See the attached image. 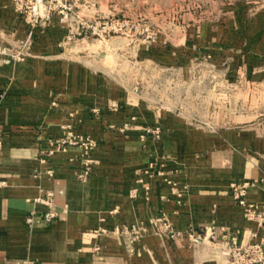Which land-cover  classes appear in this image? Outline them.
<instances>
[{
	"label": "crops",
	"instance_id": "obj_1",
	"mask_svg": "<svg viewBox=\"0 0 264 264\" xmlns=\"http://www.w3.org/2000/svg\"><path fill=\"white\" fill-rule=\"evenodd\" d=\"M29 31L17 0H0V44L7 48L0 53V264H226L232 238L264 239V227L246 218L233 189L253 181L247 198L264 210V126L254 118L239 126L231 117L217 122L232 124L207 129L161 110L136 85L141 81L117 79L64 45L67 29L56 16L34 29L28 52L14 59ZM260 36L264 41V21ZM254 74L246 71L248 88ZM158 123L159 137L145 131ZM64 125L98 142L86 175L82 147L52 144ZM152 162L165 173L150 170ZM50 193L51 204L38 199ZM49 210L55 218L46 222ZM159 214L183 231L215 226L219 241L160 236L152 223ZM123 224L148 232L131 246L115 232Z\"/></svg>",
	"mask_w": 264,
	"mask_h": 264
},
{
	"label": "rangeland",
	"instance_id": "obj_2",
	"mask_svg": "<svg viewBox=\"0 0 264 264\" xmlns=\"http://www.w3.org/2000/svg\"><path fill=\"white\" fill-rule=\"evenodd\" d=\"M73 1L86 17L141 23L139 38L94 36L70 47L117 79L141 81L136 85L161 110L191 116L194 125L207 129L230 125L233 120L217 118L231 117L239 126L251 125L252 118L264 126V41L257 37L264 0ZM250 68L255 74L248 93Z\"/></svg>",
	"mask_w": 264,
	"mask_h": 264
},
{
	"label": "built area",
	"instance_id": "obj_3",
	"mask_svg": "<svg viewBox=\"0 0 264 264\" xmlns=\"http://www.w3.org/2000/svg\"><path fill=\"white\" fill-rule=\"evenodd\" d=\"M17 3L26 22L30 26V31L28 36L15 46L14 51L11 53L14 59H20L28 52L34 29L43 21L50 20L54 16L67 29V33L63 39L64 45H70L94 36L106 39L116 34L130 35L135 38H139L142 35V30L140 29L141 23L139 21L124 20L114 16L86 17L80 14V7L73 0H17ZM6 49L5 45L0 44V53H6ZM63 127L66 128L65 134L55 139L52 144L57 150H67L70 146L82 147L87 154V163L83 175L88 174L93 161L91 154L98 145L97 140L89 134L74 130L71 125H64ZM128 127L129 124L126 123L121 129L125 130ZM145 131L159 137L162 127L160 124L149 125L145 127ZM3 135V129L0 127V151L3 146ZM150 170H155L158 174L165 173L164 170L156 168L155 162L150 164ZM167 181L177 190L178 187L175 182L170 179H167ZM253 184V181L236 184L233 187L234 197L243 206L246 218L255 220L261 227H264V210L257 203L247 198L248 188ZM38 199L45 200L48 204H51L53 200L51 193L44 198ZM43 217L46 222H50L55 218V212L51 210L46 211ZM27 221L32 224L35 221V216H29ZM152 223L154 232L165 238L187 236L194 245L201 243L207 238L212 241H219V235L215 230V226H207L204 230L197 233L190 230L183 231L175 228L166 214L157 215L153 218ZM115 232L122 235L127 243L132 246L142 239L144 234L148 232V228L137 224H123L117 227ZM224 237L227 236L224 235ZM228 254L229 259L226 264H264V239L239 244L232 238L228 246Z\"/></svg>",
	"mask_w": 264,
	"mask_h": 264
}]
</instances>
